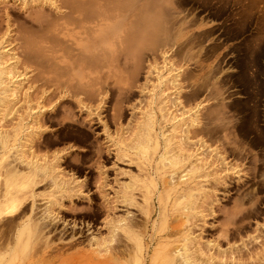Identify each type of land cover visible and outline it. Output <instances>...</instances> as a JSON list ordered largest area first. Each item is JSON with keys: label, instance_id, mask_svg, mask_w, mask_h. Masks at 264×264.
I'll return each instance as SVG.
<instances>
[{"label": "rangeland", "instance_id": "rangeland-1", "mask_svg": "<svg viewBox=\"0 0 264 264\" xmlns=\"http://www.w3.org/2000/svg\"><path fill=\"white\" fill-rule=\"evenodd\" d=\"M45 1L47 0H0V36L8 32L10 38H16L19 35L16 31L22 28L24 30L22 34L25 37L36 39L37 33H39L38 36L43 32L45 34L49 28L48 34L46 32L42 36L44 39L38 37L36 41L42 40V43H45L42 44L40 41V44L45 46L49 44L50 47L53 43L55 48H51L56 50L58 47L56 55L61 56L66 53L61 58L77 53L76 50L71 52L73 50L71 47L78 45V48H82L91 37H95L96 40V44L92 46L93 54L99 55L103 48L108 57L106 61L102 55L97 57L95 55L97 59L93 60V55L92 66L89 65L92 68L87 65L88 69L85 68L84 63L87 56L81 55L79 56L81 62L77 68L70 67L72 61L67 58H64L65 60L63 59L58 65L61 66L60 69L58 66L51 70L45 67V73L43 72L42 75L43 81L33 84L35 87H42L41 84L46 83V86H43L46 91L45 95L47 97L50 95L49 102H45L48 99L44 101L47 111L34 115L42 120L39 124L27 121L28 113L24 110L22 103L16 106L17 114L13 115H8V111L0 108V132L5 130L13 135L14 127L21 124L22 118L25 119L23 123L32 130L30 133L34 138L33 145L36 153L48 163L57 162L56 171L64 177L67 176L64 178L61 175H55L56 180L66 182L67 188L55 189L49 185L50 178L40 182L34 188V208L38 206L41 210L47 201H51L49 206L51 220L47 222L49 226L44 228L42 234L46 239L38 240L31 236L29 240L31 248L27 255L25 252H19L18 249L15 254L4 259L0 258V264L132 263L131 259L122 256L121 259L117 256V260L110 263L112 259H108L103 251L102 254L98 252L99 248L96 246L99 243L105 245V240H110L113 228L129 223V219H131L132 227L143 238L145 244L143 248L147 249L146 264H150L154 258L153 252L158 250L161 244H165L160 240L169 239V231L175 235L171 236L170 240L176 237L175 232H172L174 227L177 229L190 228L189 232H193V237L196 238L197 243L201 244L200 248L202 244V248H210L209 250L202 249L203 260L198 264L207 263L208 260L204 257L207 253L208 258L214 253V264H218L216 261L222 256L216 259L218 255L215 252L217 254L220 252V255H222L221 252L228 251L234 254L240 248L241 252L235 253L237 257L235 254V257L232 254L228 256L230 254L228 252L226 253L228 257L224 253L223 259L217 262L219 264H264V0H181L177 5V11H169L172 7L168 0H54L55 7H51L49 2ZM68 1L74 4L76 2L77 8L76 5L72 6L74 4L70 5ZM81 3L83 7L85 6L84 8H89L91 13L85 10L88 14L94 11L89 20L92 23L87 20L83 21L82 17L85 20L89 15L84 12V8L80 7ZM62 4L65 5L61 6ZM78 8L83 10H78L79 13L76 14L73 13L72 9L77 12ZM21 13L29 20L27 25L21 18H18ZM85 14L88 17H85ZM75 15L77 18L82 15L81 18L79 17L81 20H77ZM35 16H39L40 19ZM71 16L74 17L73 21L76 19L80 23L76 24L79 28L75 26L76 28L73 29L75 24H68L71 21L66 19H71ZM176 16L177 22L183 23L184 30L188 31L183 40L189 37L188 42L194 39L200 42L174 55V52L168 51L167 47H160L157 37L159 34H156V30L157 22L166 18L167 24L172 23ZM183 17L187 22H182ZM200 18L203 19L204 24L207 22L202 33L198 32L202 29H196ZM189 19H196L195 24L189 25ZM66 21L67 26H65ZM61 23L65 28L63 31L61 26L58 29ZM86 26L92 27L89 30H95V35L93 32L88 33L90 31H86L88 28H85ZM104 27L106 30L103 32ZM174 27L171 28L172 33ZM39 29L44 30L41 32ZM68 31L71 32L68 34ZM50 35L54 38L56 45L54 42L51 43ZM73 35L76 37H72ZM65 39H69L66 41L68 46L64 42ZM48 40L50 42H47ZM71 40L75 42V45H69ZM34 42L35 40L32 44ZM136 44L139 46L137 47ZM33 47L36 48L34 45ZM63 49H66L64 53ZM47 57L50 58V56ZM98 57H102L103 60ZM170 68H173V72ZM36 71L31 72L30 69L29 80L38 77L39 71ZM174 71H180L178 72L180 76L179 97L180 101L186 105L178 106V108H174L170 102V99L174 100L176 96L171 83ZM158 72L162 74L164 84H166L165 86L163 84L165 89L161 87L163 90L161 92L169 96L166 99L169 102L163 111H160L157 105L153 106L154 112L151 115L155 121V130L158 131L157 133L161 131L158 135L159 148L153 153L152 144H148V146L151 145L149 149L143 148L147 145L145 132L152 133L149 129L151 124L149 125L148 115L152 96L159 93L155 89L156 84L159 83L156 76ZM54 75H57V78ZM25 85L26 81L23 86ZM81 85L85 88L82 89ZM32 91L33 89L30 90ZM78 100L81 104L77 103ZM198 105L200 108L197 109H199L203 126L202 131L198 133L207 140L209 154L206 159L210 161V164L214 159L216 164H211L208 177L197 180L204 184V191L195 193L194 198L181 200L184 206L189 203L192 206L194 203L195 208L192 206V210L188 212L194 218L190 217L191 221L185 222L184 210H180L181 206L174 204V198L178 194L172 196L173 192H171L167 221L160 224L157 217L156 196L154 205L157 212H153L150 218L146 214L148 210L145 203L146 193L153 190L150 178L155 177L156 183H160L157 196L158 193L168 192L167 183L166 188L164 182L169 181L170 175L179 172V168L182 170V167L181 163L170 166L167 161L170 159L177 163L183 151L185 155L190 153V150L187 151L188 147L183 148L182 152L179 150L180 144L183 147L186 146L185 141H182L186 125H181L180 119L188 120V113H192ZM33 109H36V106H33ZM182 111L188 113L183 116ZM174 115L178 116L176 120L179 121L172 124L175 122L172 120ZM6 118L7 122L4 121ZM145 120L148 122L147 125ZM31 123L33 126L30 125ZM178 124L180 129H176L178 132L174 134L169 132L173 125ZM41 126V130L37 131ZM165 133H167L165 137L161 136ZM166 137H169L171 142H166ZM24 145L26 146L25 151L28 152L30 145ZM139 145L143 148H139ZM2 150L0 147V152ZM164 151L167 152L166 158L168 159L165 162L159 159ZM215 155L224 158L223 166L214 158ZM254 155H256L255 158ZM9 159L12 158H8V161ZM217 166L222 171L219 169L215 171ZM155 169L158 170L157 175ZM1 170L0 168L2 173ZM129 186L131 190H128ZM51 192L53 195H50ZM128 195L131 196L132 204L123 201ZM31 201L32 199H27L21 207L25 208L28 204L30 206ZM21 207L19 211L23 209ZM3 221L5 218L0 219L1 225ZM180 222H185L182 224L185 227ZM3 226H0L2 227L0 229H4L0 230V235L1 232H5L6 226L5 228ZM115 233H119L116 237L120 236L116 238L119 243L114 247L123 248V245L127 244L128 247L132 245L122 230L116 229ZM7 236L9 238L12 234L7 233ZM0 238L1 244L5 237L2 239L0 236ZM9 239L12 240L9 247L14 246L13 237ZM6 240L9 243V240ZM208 244L210 247H207ZM39 245L41 246L38 247ZM233 246L235 250L231 252L230 248ZM37 248L38 251H36ZM103 249L104 247L101 248ZM0 251V254H3L4 250ZM234 259L239 262L237 260L233 262ZM205 260L207 261L203 263ZM229 260L231 262H228Z\"/></svg>", "mask_w": 264, "mask_h": 264}, {"label": "bare ground", "instance_id": "bare-ground-1", "mask_svg": "<svg viewBox=\"0 0 264 264\" xmlns=\"http://www.w3.org/2000/svg\"><path fill=\"white\" fill-rule=\"evenodd\" d=\"M62 1V0H61ZM72 1V0H71ZM71 1H68L70 2V5L74 4L72 3ZM77 1V0H75ZM78 1H81V0H78ZM97 1V0H96ZM114 1H117V0H114ZM113 1V2H114ZM125 1V0H124ZM127 1V0H126ZM149 1V0H148ZM181 0H168L169 4H170V7H172V9H170L169 11H177V5L180 3ZM215 1V0H214ZM42 2V1H41ZM45 2H49V5L51 7H55V1L54 0H47ZM66 2V3H68ZM94 2V1H93ZM119 2V1H118ZM147 2V1H146ZM38 3V2H37ZM91 3V2H90ZM121 3V2H120ZM163 3V2H162ZM110 5V2L108 3ZM65 4H62L61 6H63ZM76 5V2L74 5L75 7ZM80 7L84 8L81 4H79ZM78 5V7H79ZM86 5V4H85ZM96 5V4H95ZM105 5V4H103ZM108 5V7H109ZM115 5V4H114ZM60 6V7H61ZM89 6V5H87ZM98 6V5H97ZM145 6V5H144ZM58 7V6H57ZM67 7V6H65ZM92 7V5H91ZM90 7V9H91ZM104 7V6H103ZM107 7V5H106ZM147 7V6H146ZM174 7V8H173ZM63 8V7H62ZM76 8H77V5H76ZM75 8V9H76ZM87 8V7H86ZM84 8V12L87 13V11L90 12L89 8ZM99 8H100V5H99ZM111 8V7H110ZM124 8V7H123ZM179 8V7H178ZM233 8V7H232ZM30 9V8H29ZM65 9V8H64ZM69 10V8H67ZM81 9V8H80ZM79 8L77 9V12L76 10L72 9L73 13H79L78 10H80ZM260 9V8H259ZM83 10V9H81ZM87 10V11H85ZM104 10V9H103ZM110 10V9H109ZM180 9H178L179 11ZM71 11V10H70ZM26 12V11H25ZM24 12V13H25ZM65 12V11H64ZM82 12V11H81ZM84 12H83V16H84ZM94 12V11H93ZM93 12L92 14H88V16H86L85 14V17H88L87 19L85 18L84 20V17H82L83 21L86 22L90 20V17L91 15H93ZM193 12V11H192ZM250 12V10H249ZM72 13V12H71ZM108 13V11H107ZM175 13V12H174ZM68 14V13H67ZM82 14V13H80ZM73 15V14H72ZM78 15V14H77ZM77 15L76 16V19L78 20H81V16L80 15L78 18H77ZM32 16V15H31ZM65 16V15H64ZM63 16V17H64ZM67 16V15H66ZM65 16V17H66ZM69 16V15H68ZM233 16V15H232ZM30 17V16H29ZM36 17V16H35ZM39 18V16H37ZM36 17V18H37ZM46 17V16H45ZM174 18V16H172ZM234 17V16H233ZM237 17V16H236ZM256 17V16H255ZM18 18H21L25 24L29 21L27 20V18H25L23 16V14H19L18 15ZM60 18V17H59ZM74 18V17H73ZM73 18L71 16V19H66V20H70L71 23L69 22L68 24H72L74 25L73 29L78 27L79 26H76V24L78 25V21L76 19H74L73 21ZM92 18V17H91ZM107 18V16H106ZM109 18V17H108ZM40 19V18H39ZM47 19V17H46ZM64 19V18H63ZM95 19V18H94ZM110 19V18H109ZM31 20V19H30ZM33 20V19H32ZM58 20V19H57ZM60 20V19H59ZM108 20V19H107ZM177 16L175 18V20L172 22V23H168L167 24V21L166 18H164V20H160L159 22H157V30H156V34H159L158 37V40H159V45L161 48H168V51H172L174 52V55H176L177 53L179 52H182V50L186 47H193L196 45V43H199L200 40L196 39V41H191V42H188V38L183 40L185 38V35L188 33L187 30H184L183 28V23H180L177 22ZM35 21V20H34ZM55 21V20H54ZM195 21L196 19H189L188 20V23L189 25H191L192 23L195 24ZM23 22V24H24ZM45 22V21H43ZM58 22V21H57ZM56 22V23H57ZM65 22V21H64ZM83 22V23H84ZM91 22V21H89ZM97 22V20H96ZM148 22V21H147ZM182 22H187L185 20V18L183 17V20ZM36 23V22H35ZM92 23V22H91ZM90 23V24H91ZM136 23V22H135ZM142 23V21H141ZM150 23V22H149ZM148 23V25H150ZM207 22H205V24L203 23V19L200 18L199 19V22L197 23V27L196 29L197 30H200L198 31L199 33H202L203 30L205 29V27L207 26L206 25ZM67 24V21H66V24L65 26L68 25ZM80 24V23H79ZM87 24V23H86ZM138 24V23H136ZM19 25V24H18ZM27 25V24H26ZM88 25V24H87ZM139 25V24H138ZM148 25H147V28H148ZM152 25V24H151ZM178 26V27H174V26ZM261 25V24H260ZM22 25H20L21 27ZM33 26V25H32ZM41 26V25H40ZM49 26V25H48ZM57 26V25H56ZM60 26L62 27V23L61 25L59 24V27L58 29L60 28ZM76 26V27H75ZM85 26V24H84ZM104 26V25H103ZM145 26V25H143ZM1 27V26H0ZM19 27V28H20ZM52 27V25H51ZM88 27V28H87ZM95 27H97L95 25ZM146 27V26H145ZM174 27V32L172 33L171 31V28ZM40 28V27H39ZM48 28V27H47ZM72 28V27H71ZM85 28H87V32L89 30V26H86ZM92 28V27H91ZM90 28V29H91ZM134 28V27H133ZM144 28V27H143ZM142 28V30H143ZM150 28V26H149ZM63 29L65 30L64 28V25L62 27V31ZM21 30V31H20ZM20 30L18 29L17 35L16 38L15 37H11L10 38V33H4L3 36H0V108L4 109L3 111H8L9 114L8 115H13L14 113L17 112V108L16 106L20 103H22V106L25 107V111L28 113L27 116H28V120L33 121L34 124H39L42 122L41 119H39V116H34V115H38V114H41V113H44L45 111H47V107H45L44 105V101L46 103L49 102V96L47 97L45 94H46V91H45V87H43L46 83L41 84L42 87H35L33 84L34 83H38L39 81H43L42 78H43V72L45 73V67H47L49 70H51V68H54V67H57L60 63H62L63 59L64 58H67L69 60L72 61V64L70 65V67H79V56H87L85 59H87L86 61H84V63L86 64L85 68L87 67L88 69V66L92 63V61L97 58H95V55L96 57L99 56V55H102V57L104 58V60L107 61V52L105 49L101 48L102 49V54L100 53L99 55L98 54H93V45L96 44V40H95V37H91L89 40H88V43H86V45L82 48H78V45H75V42H73L72 40L69 41V45H75L74 48L73 46L71 47L73 50H71V52H74V50L77 51V53H73L71 56H68V57H62L61 56H64V55H61V56H58L56 55L57 51H58V47L56 48V50H54V46H53V43L54 42V38H50V41H51V47H54V48H51L49 44H47L46 46L45 45H42L44 43H42V40L40 41H36V39H44L43 34L39 35V33L36 34V39H34L32 37V34H31V39L30 37L27 38V36L25 37L23 34H22V28H20ZM28 30V29H27ZM40 30V29H39ZM44 29H42L43 31ZM47 30H50L49 28ZM47 30L45 31V34L47 32ZM53 30V29H52ZM60 30V31H61ZM68 30V29H67ZM70 30V29H69ZM72 30V29H71ZM106 30V27L102 28V31L104 32ZM153 30V29H151ZM41 31V30H40ZM41 31V32H42ZM58 31V30H57ZM60 31H59V34H60ZM90 32L88 33H94L95 35V30H89ZM145 31V30H144ZM202 31V32H201ZM29 32V30H28ZM27 32V33H28ZM71 31H68L67 33L69 34ZM85 32V31H84ZM86 32V34H87ZM128 32V31H127ZM126 32V33H127ZM154 32V30H153ZM152 32V33H153ZM51 33V31L49 32V34ZM54 33V32H53ZM66 33V34H67ZM125 33V34H126ZM145 34V32H143ZM151 33V32H150ZM16 34V33H15ZM44 34V35H45ZM48 34V32H47ZM58 34V33H56ZM59 34L57 37H59ZM64 34V35H66ZM139 34V33H138ZM35 35V33L33 34ZM54 35V34H53ZM72 35V34H71ZM88 35V34H87ZM92 35V34H91ZM143 35V34H142ZM48 36V35H47ZM56 36V35H55ZM125 36V35H124ZM131 36V35H130ZM141 36V34H140ZM152 36V35H151ZM202 35H200L201 37ZM35 37V36H34ZM39 37V38H38ZM56 37V39H57ZM72 37H76L75 35H73ZM137 37V36H136ZM144 36H142L143 38ZM156 37V36H155ZM154 37V38H155ZM195 37V36H194ZM47 38V37H46ZM49 38V36H48ZM47 38V39H48ZM66 38L67 35H66ZM55 39V41H56ZM77 39V38H76ZM35 40V42L32 44V41ZM46 40V39H45ZM44 40V41H45ZM63 40V39H62ZM62 40H61V43H62ZM69 39H65L64 42L67 43L66 46H68V41ZM146 40V39H145ZM49 40L47 42H50ZM139 41V39H138ZM42 44H40V43ZM57 42V41H56ZM59 42V41H58ZM72 42V43H71ZM257 42V41H256ZM15 43V45H14ZM55 43V42H54ZM57 43H55L54 45H56ZM133 44V43H132ZM144 44V43H143ZM142 44V45H143ZM253 44V43H252ZM33 45L36 47L34 48ZM49 45V46H48ZM127 45V44H126ZM201 45V44H200ZM47 46H48V49H47ZM93 46V47H92ZM137 46V44H136ZM139 46V45H138ZM137 46V47H138ZM147 46V45H146ZM65 47V46H64ZM151 47V46H150ZM153 47V46H152ZM66 48V47H65ZM68 48V47H67ZM135 48V47H134ZM145 48V47H144ZM131 49V48H130ZM199 49V48H198ZM64 50V49H63ZM66 50V49H65ZM62 51L63 53L65 52ZM69 51V48L67 49ZM128 50V49H127ZM56 51V52H55ZM70 52V51H69ZM135 52V51H134ZM133 53V52H132ZM137 53V52H136ZM49 54V55H48ZM62 54V53H61ZM70 55V53H68ZM94 55V58L92 60V57ZM174 55H172L174 57ZM181 55V54H180ZM179 55V56H180ZM47 56H50L47 57ZM167 56V55H166ZM83 57V59H84ZM101 57V58H102ZM61 58V59H60ZM100 58V57H98ZM100 58V59H101ZM60 59V60H59ZM81 58V60H83ZM99 59V60H100ZM65 60V59H64ZM103 60V59H101ZM100 60V61H101ZM165 60V59H164ZM96 63V61H94ZM103 62V61H102ZM178 62V61H177ZM97 63L98 65L100 64L97 60ZM96 63V64H97ZM105 63V62H104ZM179 63V62H178ZM94 64V63H93ZM176 64V63H175ZM88 65V66H87ZM95 65V64H94ZM92 66V64L90 65ZM89 66V67H90ZM179 66V65H178ZM59 67V66H58ZM61 67V66H60ZM59 67V69H60ZM176 67V65H175ZM72 68V69H73ZM92 68V67H90ZM30 69H31V72L32 70H37L39 71V74H38V77H35L36 79H32L29 80L28 78V73L30 72ZM153 69L155 70V66H153ZM29 70V71H28ZM93 70V69H92ZM91 70V71H92ZM170 70H172L173 72V68H170ZM36 71V72H37ZM48 71V70H47ZM159 71V70H158ZM51 72V71H50ZM153 72V71H152ZM167 72V71H166ZM178 72L180 71H174V75H173V79L172 80V85L174 87V94H176L174 100L173 98L170 99V102L173 104L174 108H178V106L180 107H183V106H186L184 105V103H182L180 100L181 98L179 97L180 95V88H179V78L180 76L178 75ZM57 73V72H56ZM156 73V72H155ZM170 73V72H169ZM75 74V73H74ZM152 74V73H151ZM168 74V73H167ZM55 76V75H54ZM53 76V78H54ZM57 76V75H56ZM55 76V77H56ZM157 79L159 81L158 84H156L155 86V89L158 90V94H155L152 96V101H151V105H150V114L148 115V121H149V125L151 124V128H149L151 130L152 133L148 132V131H144L146 134L145 137L147 139V145L143 148L139 145V148H143V149H149L151 145L148 146V144H152V152L155 153L157 151V149L159 148V142H158V135L160 134L156 132L155 130V121H154V118L153 116L151 115L153 112H154V108L153 106H156L160 109V111H163L165 110L166 106H167V103L169 101H167L166 99L169 98V96L167 95H164L162 94L163 90H161V87L163 86V84L165 83V80L162 78V74L161 73H157ZM57 78V77H56ZM189 78V77H187ZM48 80V79H47ZM47 80H44L47 81ZM50 80V79H49ZM52 80V79H51ZM55 80V79H54ZM169 80V81H171ZM26 81V85H24ZM48 82V81H47ZM52 82V81H51ZM168 83V82H167ZM53 84V83H51ZM49 84V85H51ZM40 85V86H41ZM48 85V84H47ZM166 84H164L165 86ZM46 86V85H45ZM83 85H81L82 87ZM94 86V85H93ZM163 86V87H164ZM77 87V86H76ZM75 87V88H76ZM201 87V86H200ZM47 88V87H46ZM85 88L82 87V89ZM206 88V87H205ZM32 92H30V90H32ZM61 89V88H60ZM63 89V88H62ZM69 89V88H68ZM72 89V88H71ZM74 89V87H73ZM165 89V87H164ZM199 89V88H198ZM201 89V88H200ZM94 90V89H93ZM57 91V89H56ZM62 91V90H60ZM77 91V90H76ZM79 91V90H78ZM91 91V89H90ZM162 91V92H161ZM165 91V90H164ZM68 92V91H67ZM83 92V90H82ZM161 92V93H160ZM70 93V92H69ZM68 93V94H69ZM76 92H74L75 94ZM81 93V92H80ZM67 94V93H66ZM72 94V96L74 95ZM53 95V93L51 94ZM183 95V94H182ZM75 96V95H74ZM86 96V95H85ZM88 97V96H87ZM183 97V96H182ZM71 98V97H70ZM193 99V98H192ZM187 100V99H186ZM184 101V100H183ZM189 102V100H188ZM194 102V100H193ZM78 104H81V101L78 100L77 101ZM24 104V105H23ZM188 104V103H187ZM33 106L35 107L36 106V109H33ZM176 106V107H175ZM199 107V105L194 108V110L192 111V113H188V112H185V111H182V114L181 115H185L186 113H188V117L186 121H188V123L186 124V121L184 120V118H181L180 119V124H184L186 125V128L183 130V134H184V138H183V142L185 141L184 146L182 144H180V146L182 145V147L180 148L179 146V150L180 152L183 151V148L185 147H188L187 151L189 152L190 150V153L188 155H185L184 151L183 153L180 155V161L179 162H173L169 159L168 164L170 166H176L178 164L181 163V167H182V170L181 168H179V172L175 173V174H172V176L170 175V179L169 181L166 180V182H164V185L166 187V183H167V187H168V192L167 193H163V194H160L158 193V196L156 195L157 191H158V186L160 185V183H156V179L155 177H151L150 178V183L153 187V190L152 191H147L146 193V205H147V209L149 210V213H148V210H147V217H151L152 213L153 212H157L156 211V207L154 205V199H155V196H156V200H157V203H158V218H159V221H160V224H164L166 223L167 221V215H168V207H169V203H170V199L173 195H176L178 194V196L176 198H174V204L176 206H181L180 207V210H184V213H183V216L185 218V222H188L189 223V220H190V217L194 218V216H192V214H189L188 212L190 210H192V206H190V203L187 204V205H183L181 200L185 199V198H194L195 197V193H200L202 191H204L205 189V186L202 182H198L197 180H202L203 178H206L209 176L208 174V170L211 168V164H213L215 161L214 159L211 161V164H210V161H208L206 158L208 156V146H207V140L205 138H203L202 136H199V133L198 131H202L201 127L202 126V118H200L199 116V109H197ZM222 107V105H221ZM224 107V106H223ZM168 108V107H167ZM200 108V107H199ZM225 108V107H224ZM22 109V108H21ZM33 109V110H32ZM184 109V108H183ZM219 109V108H218ZM169 110V109H168ZM167 110V111H168ZM180 110V109H178ZM177 110V112H178ZM21 111V110H20ZM190 111V110H189ZM220 111V110H219ZM174 112V111H173ZM4 113V112H3ZM211 112H209L210 114ZM218 113V112H217ZM17 114V113H16ZM148 114V113H147ZM7 115V116H8ZM6 116V117H7ZM202 116V115H201ZM9 117V116H8ZM15 117V116H14ZM17 117V116H16ZM176 117L178 116H173L172 117V120L175 121L174 123L172 124H175L177 123L178 121L176 120ZM206 117H208L206 115ZM205 117V118H206ZM16 119V118H15ZM5 122H7V118L4 119ZM25 121V119H21L20 120V123L18 126L14 127V133L13 135H10V133H8V131L6 132L5 130L0 132V147L3 149L2 152H0V168L2 169V173L0 174L1 178H0V219L1 218H5V221H3V225L6 226V229H5V232H1V237L2 239L5 237L6 239H8L9 243H7V240L4 238V242H2L0 244V250H4L3 254H0V258L1 259H4L6 257H9L11 254H15L16 253V250L19 249V252L21 253H24L25 252V255L28 254V250L31 248V245H30V239L32 237H35V239H42L43 236V230L44 228H47L49 226V223H47L48 221L51 220L50 218V215H49V206L51 205V201H47V203L44 205V207L40 210L41 207H35L34 208V201H35V194H34V188L42 181H45L46 179L50 178V182H49V185L50 186H53L55 189H62V188H67L66 186V182H63L61 180H56V176L58 175H61L58 173V171H56V166H57V162L55 161H52L50 163H48V161H45L42 159L41 156H39L37 153H36V149L34 148V138H32L31 136V128L29 126H25V124L23 123ZM146 121V120H145ZM207 121V120H205ZM209 122V121H208ZM12 123V122H11ZM26 123V122H25ZM31 123L30 125L33 126ZM145 123V122H144ZM24 124V125H23ZM143 124V123H142ZM148 124V122L146 121V125ZM43 125V124H42ZM145 125V127H146ZM212 125V124H211ZM214 125V124H213ZM217 125V124H216ZM205 126V125H204ZM208 126V125H206ZM36 127V126H35ZM39 127V126H38ZM179 124L176 126V125H173L171 130L169 132H171L172 134H174L177 130L176 129H179ZM42 126L40 128H38L37 131L41 130ZM208 128V127H206ZM183 129V128H182ZM180 130V129H179ZM36 131V132H37ZM200 131V132H201ZM205 131V130H204ZM213 131V130H212ZM165 132V131H164ZM178 132V131H177ZM167 133L165 134H161V136L165 137ZM179 134V133H178ZM200 134H203V133H200ZM217 135V134H216ZM137 136V135H136ZM12 138V140H8V138ZM138 137V136H137ZM207 137V135H206ZM140 138V137H139ZM141 139V138H140ZM145 139V141H146ZM179 139V137H178ZM181 139V138H180ZM166 142H171L170 141V138L169 137H166ZM144 141V143H145ZM212 141V140H211ZM214 141V140H213ZM215 141L217 142V140L215 139ZM219 141V140H218ZM165 142V143H166ZM10 143V144H9ZM179 143H180V140H179ZM178 143V144H179ZM24 144H29V148H28V152L25 151V145ZM167 145V144H166ZM221 145V144H220ZM161 146V145H160ZM211 146V145H210ZM221 147V146H220ZM25 148V149H24ZM186 149H185V152H186ZM172 150V149H171ZM241 150V149H240ZM12 151V153H10ZM187 152V153H188ZM171 153V151H170ZM186 153V154H187ZM41 154V153H40ZM166 154L167 152L164 151L160 156H159V159L160 160H163L164 162L166 160H168L166 158ZM174 156V155H173ZM232 156V155H231ZM230 156V157H231ZM256 155H254V158H255ZM8 158H12L11 160L9 159L8 161ZM49 158V157H48ZM173 157H171L172 159ZM179 158V157H178ZM177 158V160H178ZM209 158V157H208ZM214 158L220 163L221 166L224 165V158L223 157H220L219 155H215ZM175 159V157H174ZM43 160V161H42ZM49 160V159H48ZM226 160V159H225ZM233 160V159H232ZM256 161V160H255ZM254 161V162H255ZM216 164V163H214ZM219 166V165H218ZM218 166H217V170L215 171H218ZM227 167V166H226ZM221 168V167H220ZM152 170V169H151ZM220 171H222V169H219ZM215 171H213L215 173ZM225 171V170H224ZM157 172L158 170L155 169V174L157 175ZM212 173V172H211ZM217 173V172H216ZM63 174V173H62ZM4 175V176H3ZM56 175V176H55ZM173 175H174V178H173ZM177 175V177H175ZM62 176V175H61ZM64 177V175L62 176ZM67 176H65L64 178H66ZM70 177V176H69ZM228 177V176H227ZM39 179H42L41 181ZM66 180V179H65ZM75 180V179H74ZM168 181V182H167ZM63 182V183H62ZM72 183H74V181H72ZM64 186V187H63ZM166 187V188H167ZM126 189V187H124ZM80 189V188H79ZM128 190H131V187L129 186L128 187ZM129 192V191H128ZM171 192L172 193V196L171 195ZM130 194V192H129ZM50 195H53V193L51 192ZM197 198V197H196ZM206 198V197H205ZM27 199H32V203L31 205L29 206V204L24 208V207H21V205L23 204V202H26ZM209 199V198H208ZM124 203H128V204H132V199H131V196L128 195L124 198ZM198 201V200H197ZM203 201V200H202ZM206 201V200H205ZM207 204V203H206ZM202 205V204H201ZM36 206V205H35ZM141 206V205H140ZM195 206V205H194ZM193 206V207H194ZM23 208L22 210L19 211V209ZM235 207V206H234ZM195 208V207H194ZM201 208V207H200ZM197 209V208H196ZM194 209V210H196ZM26 210H27V213H26ZM40 211V212H39ZM38 213H40L38 215ZM197 214V213H196ZM246 214V213H245ZM249 214V212H248ZM38 215V216H37ZM130 215V214H128ZM244 216V215H243ZM248 216V215H247ZM57 217V216H56ZM242 217V216H241ZM246 217V216H245ZM243 218V217H242ZM48 219V220H47ZM114 219L117 220V218L114 217ZM129 219V218H128ZM127 219V220H128ZM133 219V218H132ZM175 219V218H174ZM54 220V219H53ZM116 220H113V221H116ZM120 220V219H119ZM191 221V220H190ZM2 222V221H1ZM120 222V221H119ZM183 222V223H185ZM126 223V222H125ZM131 219H129V223L127 224H123V225H117L113 228V230L111 231V234H110V240L107 241L105 240V245L104 243L101 244L99 243L98 245H96L99 250L98 252H100L102 254V251L103 253L108 257V259H112V261L110 263L113 262V260H117V256H120V259H121V256L122 257H126V259H131L132 263H127V264H146V255H147V249L143 248V238L141 237L140 234H138L135 229L132 227V224H131ZM136 223V222H135ZM181 223V222H180ZM181 223V225L183 224ZM186 223V224H188ZM1 225L0 223V226H3ZM54 225V224H53ZM137 225V223H136ZM3 226V227H4ZM183 226V225H182ZM189 226V225H188ZM180 227V226H178ZM185 227V226H183ZM2 228V227H0ZM5 228V227H4ZM195 228V227H194ZM122 230L125 235H126V238L127 240H129L130 242H132V245L130 247L126 245H123V248H117L114 247L115 245H117L118 242V238L119 236L116 237V235H118L117 233H115V230ZM168 229V228H167ZM174 230H172V232H175L176 234V237L172 240H170V237L173 236L174 234L171 233L169 231V239H166L165 240H160L161 242H165V244H161L159 246V249L156 250L155 252H153V255H154V258L151 260L150 264H198L199 261L202 262L203 260V257L201 256L204 255L202 253V249H208V248H200V245L199 243H197V240L195 237H193V232H189L190 228L187 229H177V227L175 228H172ZM193 229V228H192ZM2 230V229H0ZM4 230V229H3ZM2 230V231H3ZM140 230V229H139ZM165 230V229H164ZM193 231V230H192ZM7 233H11L12 236H10L11 238L13 237V242H14V246H11L9 247L12 242V240H10L7 236ZM167 233V232H166ZM227 234V233H226ZM167 235V236H169ZM7 236V237H6ZM32 236V237H31ZM175 236V235H174ZM31 237V238H30ZM117 238V239H116ZM122 238V237H121ZM152 238V237H151ZM1 239V238H0ZM44 239V238H43ZM46 239V238H45ZM44 239V240H45ZM2 241V240H1ZM11 241V242H10ZM99 241V240H97ZM125 241V240H124ZM100 242V241H99ZM43 243V242H42ZM97 243V242H96ZM41 244V243H39ZM110 244V245H108ZM197 244H199V246H197ZM261 244V243H260ZM38 245V244H37ZM104 245V246H103ZM145 245V244H144ZM163 245V246H162ZM41 245H39L38 247H40ZM235 246V245H234ZM234 246L233 248H230V251L233 252L232 250L234 249ZM262 246V245H261ZM43 247V246H42ZM103 250H101V248H103ZM207 247H210L209 244ZM264 247V245H263ZM210 249V248H209ZM208 249V250H209ZM211 249H214V247ZM241 249V248H240ZM238 249L237 250V253H240L241 250ZM246 249V247H245ZM243 249V250H245ZM248 249V248H247ZM260 249V248H259ZM206 250V251H208ZM235 250V249H234ZM240 250V251H239ZM242 250V251H243ZM255 250V249H254ZM38 251V248L37 250ZM206 251H204L205 253H207ZM1 252V251H0ZM18 252V253H19ZM215 252V251H214ZM229 252V251H228ZM228 252H221L222 255H220V252L217 254L215 252L217 256L216 259H218L219 256H222L221 258L223 259L224 257V253H228ZM263 252V251H262ZM230 253V252H229ZM236 253V251H235ZM234 253V254H235ZM236 253V254H237ZM34 254V253H33ZM37 254V253H36ZM232 253H230L228 256H230ZM233 255V257L235 256ZM263 254V253H262ZM207 256H204L207 260L203 261L206 262L208 264H214V253H212V255L210 256L209 255V258H208V253L205 254ZM231 255V256H232ZM261 255V253H260ZM264 255V254H263ZM34 256V255H33ZM227 256V254L225 255ZM227 256V257H228ZM14 257V256H13ZM202 257V258H201ZM216 257V256H215ZM237 257V256H236ZM258 257V256H257ZM204 258V259H205ZM220 258V259H221ZM232 258V257H230ZM229 258V259H230ZM241 258V257H240ZM0 259V260H1ZM201 259V260H200ZM219 259V260H220ZM221 259V260H222ZM217 260V261H219ZM225 260V258H224ZM235 260V261H234ZM233 262H236L237 259H234ZM260 260V259H259ZM262 260V259H261ZM105 261V259L103 260ZM107 261V260H106ZM110 261V260H109ZM107 261V262H109ZM130 261V262H131ZM219 264V262H217ZM239 262V260H237ZM127 262V261H126ZM200 262V264H201ZM228 262H231L230 260ZM100 263V262H99ZM207 263H204V264H207ZM222 263V262H221ZM23 264V263H21ZM113 264V263H112ZM225 264V263H224ZM229 264V263H228ZM236 264V263H234Z\"/></svg>", "mask_w": 264, "mask_h": 264}, {"label": "crops", "instance_id": "crops-1", "mask_svg": "<svg viewBox=\"0 0 264 264\" xmlns=\"http://www.w3.org/2000/svg\"><path fill=\"white\" fill-rule=\"evenodd\" d=\"M62 150V149H61ZM58 152H60V151H58Z\"/></svg>", "mask_w": 264, "mask_h": 264}]
</instances>
